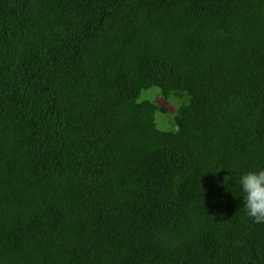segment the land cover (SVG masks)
<instances>
[{
    "label": "trees",
    "instance_id": "trees-1",
    "mask_svg": "<svg viewBox=\"0 0 264 264\" xmlns=\"http://www.w3.org/2000/svg\"><path fill=\"white\" fill-rule=\"evenodd\" d=\"M261 170L264 0H0V264H264Z\"/></svg>",
    "mask_w": 264,
    "mask_h": 264
},
{
    "label": "clouds",
    "instance_id": "clouds-1",
    "mask_svg": "<svg viewBox=\"0 0 264 264\" xmlns=\"http://www.w3.org/2000/svg\"><path fill=\"white\" fill-rule=\"evenodd\" d=\"M239 184L246 194L244 208L247 215L257 224L264 223V170L245 174Z\"/></svg>",
    "mask_w": 264,
    "mask_h": 264
},
{
    "label": "rangeland",
    "instance_id": "rangeland-1",
    "mask_svg": "<svg viewBox=\"0 0 264 264\" xmlns=\"http://www.w3.org/2000/svg\"><path fill=\"white\" fill-rule=\"evenodd\" d=\"M159 105L162 106V107H164V106L167 107L169 112L173 113L174 112L173 107L176 105V103L174 105H171V104H167L165 102H159Z\"/></svg>",
    "mask_w": 264,
    "mask_h": 264
}]
</instances>
